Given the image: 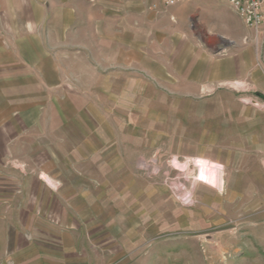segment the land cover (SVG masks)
<instances>
[{
    "label": "rangeland",
    "instance_id": "rangeland-1",
    "mask_svg": "<svg viewBox=\"0 0 264 264\" xmlns=\"http://www.w3.org/2000/svg\"><path fill=\"white\" fill-rule=\"evenodd\" d=\"M220 31L199 50L264 59L254 29L241 48ZM109 34L88 31L69 63L0 108V203L14 227L56 264H264V74L192 90L111 65Z\"/></svg>",
    "mask_w": 264,
    "mask_h": 264
},
{
    "label": "crops",
    "instance_id": "crops-1",
    "mask_svg": "<svg viewBox=\"0 0 264 264\" xmlns=\"http://www.w3.org/2000/svg\"><path fill=\"white\" fill-rule=\"evenodd\" d=\"M141 1L0 0V108L6 110L7 99L19 94L13 89L20 90L24 81L36 79L34 73L54 74L56 63H69L72 47L88 45V31H110L107 44L99 45L106 47L103 54L111 65L122 63L129 70L153 71L161 74V80L174 75L176 81L190 83L192 90L215 86L234 76L247 79L264 74L259 48L253 59L245 47L236 61L199 50L213 44L209 36L218 29L220 37L230 39L235 46L241 48L247 43V26L227 0H182L171 6L162 0ZM143 1L147 2L146 9ZM199 29L207 31L205 39L199 37ZM101 34L98 36L103 37ZM124 34L125 45L121 39ZM150 34V41L158 44V60L144 50ZM256 34L255 45L262 48L264 24ZM226 46L224 41L218 42L216 51L223 52ZM230 63L234 64L233 71ZM235 68L238 74H233ZM4 120L6 117L0 114V128ZM5 135L0 133L3 150L10 144ZM222 182L217 175L211 185L220 190ZM4 188L0 185V193ZM31 239L14 227L6 204L0 203V264H56L51 252L40 251Z\"/></svg>",
    "mask_w": 264,
    "mask_h": 264
},
{
    "label": "built area",
    "instance_id": "built-area-1",
    "mask_svg": "<svg viewBox=\"0 0 264 264\" xmlns=\"http://www.w3.org/2000/svg\"><path fill=\"white\" fill-rule=\"evenodd\" d=\"M171 6L182 0H162ZM233 10L241 17L245 25L257 31L264 24V0H227ZM143 165V163H142ZM157 171H155L156 173Z\"/></svg>",
    "mask_w": 264,
    "mask_h": 264
}]
</instances>
